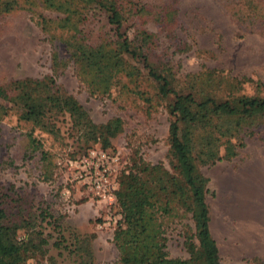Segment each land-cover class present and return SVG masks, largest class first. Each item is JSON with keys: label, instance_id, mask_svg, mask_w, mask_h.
I'll return each mask as SVG.
<instances>
[{"label": "rangeland", "instance_id": "1", "mask_svg": "<svg viewBox=\"0 0 264 264\" xmlns=\"http://www.w3.org/2000/svg\"><path fill=\"white\" fill-rule=\"evenodd\" d=\"M15 2V10L0 14V87L7 90L15 80L52 77L55 86L73 97L94 124L117 118L121 130L105 142L84 145L72 134L66 116L54 121L55 132L50 134L19 120L9 103L0 99L6 109L0 117V210L12 223L23 226L17 239L36 232L47 239L44 254L36 253L25 264H75L73 236L90 234L94 264L111 263L117 257L112 244L116 224L106 225V220L119 215L118 209L114 204L109 216L105 213L104 203L77 178L78 167L89 151L115 158L109 163L113 193L119 178L140 186L138 159L149 172L164 169L176 175L178 155L168 150L166 141L168 101L155 95L145 76L123 87L122 79L100 96L88 92L70 63L52 74L53 52L67 61L61 43L67 36L56 33L49 38L37 22L39 17L54 19L57 14L46 9L42 0ZM137 2L145 5L140 17L132 16ZM116 5L125 18L129 39H139V31L150 35L153 46L147 61L154 75L169 73L179 88H200L211 71L243 81L242 93L247 96L256 93V82L264 85V0H116ZM159 13L171 17L169 23L165 21L167 27L157 21ZM82 32L89 42H97L108 30L93 16ZM140 72L145 74L141 68ZM29 135L39 150L31 152ZM239 137L243 146L234 158L198 169L207 180L208 228L221 264H264V125L240 132ZM217 150L222 154L223 145ZM40 152L45 154L43 160ZM181 214V210L169 216L164 213L162 226L168 257L185 260L182 234L192 224ZM59 236L63 243L56 247Z\"/></svg>", "mask_w": 264, "mask_h": 264}, {"label": "trees", "instance_id": "2", "mask_svg": "<svg viewBox=\"0 0 264 264\" xmlns=\"http://www.w3.org/2000/svg\"><path fill=\"white\" fill-rule=\"evenodd\" d=\"M42 5L57 16L54 19L39 17L40 31L49 38L56 33L67 36L61 40L67 61L53 52L52 74L70 63L88 92L100 96L106 95L122 79L121 87L136 84L145 76L155 95L168 101L166 141L168 150L178 155L180 168L174 176L164 169L149 172L146 164L138 159L140 186L118 179L113 196L120 220L112 233L117 257L108 264H221L208 228L207 180L198 169L234 158L243 146L239 133L264 125V96H260L264 85L256 82V93L247 96L242 93L243 81L222 78L210 71L201 80L203 87L179 88L169 73L162 76L151 73L147 61L153 46L151 37L139 31L136 34L140 38L136 41L128 38L126 21L116 0H42ZM142 5L132 16L140 17L146 12ZM132 7L130 5V9ZM15 9V0H0V14ZM93 16L108 30L97 42H89L82 34L85 23ZM170 19L166 13H159L157 21L167 27ZM137 95L150 102L143 92ZM0 99L9 103L19 120L50 134L55 132L54 121L66 116L72 134L84 145L105 142L121 130V121L117 118L94 124L73 97L55 86L52 77L12 81L7 90L0 87ZM5 111L0 106V117ZM220 145H223L222 154L217 150ZM28 147L31 152L40 149L30 135ZM40 155L43 160L45 154L40 152ZM175 210H181V216H188L192 224V229L186 226L188 229L182 234L185 260L169 258L166 252L163 214L169 216ZM21 228L23 226L12 223L0 210V264H25L36 253L43 251L44 254L47 239L39 232L17 239ZM93 238L91 234L73 236L75 264H94L89 246ZM62 243L59 236L53 245L60 247Z\"/></svg>", "mask_w": 264, "mask_h": 264}, {"label": "built area", "instance_id": "3", "mask_svg": "<svg viewBox=\"0 0 264 264\" xmlns=\"http://www.w3.org/2000/svg\"><path fill=\"white\" fill-rule=\"evenodd\" d=\"M116 161L115 158L106 156L102 152L89 151L86 158L80 162L77 178L81 179L88 189L93 193L98 202L104 203L106 212L108 214L109 208L114 205V196L111 183V171L109 163ZM109 216V214H108ZM120 220V216L117 215L112 219L106 220V225L112 222L115 225Z\"/></svg>", "mask_w": 264, "mask_h": 264}]
</instances>
